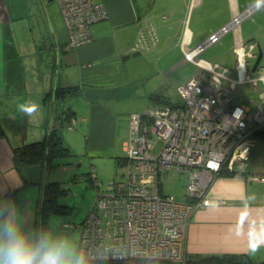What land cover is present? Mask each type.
<instances>
[{
	"label": "crops",
	"instance_id": "1",
	"mask_svg": "<svg viewBox=\"0 0 264 264\" xmlns=\"http://www.w3.org/2000/svg\"><path fill=\"white\" fill-rule=\"evenodd\" d=\"M95 1L104 4L108 18L91 27L90 43L70 50V32L56 0H0V197L16 200L32 227L39 221L45 186H63L49 181V170L74 166L54 161L19 170L14 148L47 140L62 118L67 125L64 144L89 160L84 167L90 172L80 180L90 174L97 193L102 183L96 166L127 156L130 116L154 105L178 107L173 103L180 96L178 88L199 72L186 62L185 51L198 48L258 0ZM242 26L230 37L234 49L239 41L255 40L254 32ZM150 28L157 34V44L137 53L140 33ZM217 45L226 61L227 36ZM206 52L200 55L202 60ZM69 89L79 91L57 97L58 90ZM154 96L163 102L152 101ZM30 102L38 104L39 111L25 117L18 106ZM139 104L147 107L140 109ZM258 142L257 138L251 149V163L260 156L253 150ZM254 175L264 178V166L253 171L241 167L235 176L210 185L206 195L210 204L198 209L189 224L187 258L246 255L256 264L264 263V184L251 180ZM186 194L187 189L183 199Z\"/></svg>",
	"mask_w": 264,
	"mask_h": 264
},
{
	"label": "built area",
	"instance_id": "2",
	"mask_svg": "<svg viewBox=\"0 0 264 264\" xmlns=\"http://www.w3.org/2000/svg\"><path fill=\"white\" fill-rule=\"evenodd\" d=\"M68 26L74 50L92 40L91 27L108 18L104 4L95 0H56ZM264 8L258 0L234 16L203 44L185 51L197 75L178 88L182 103L154 105L130 116V139L125 173L107 191L99 190L94 207L80 226V246L106 259L95 263L152 261L185 264L187 232L195 212L210 204L206 195L222 171L234 172L249 163L256 135L264 130V67L258 68L259 43L239 41L233 71L201 59V54ZM137 53L157 44L150 28L140 33ZM258 73V78L252 75ZM251 86L257 99L244 100L240 86ZM248 104H246V103ZM170 173L188 177L186 198L178 200L163 190ZM251 180L264 184V178Z\"/></svg>",
	"mask_w": 264,
	"mask_h": 264
},
{
	"label": "rangeland",
	"instance_id": "3",
	"mask_svg": "<svg viewBox=\"0 0 264 264\" xmlns=\"http://www.w3.org/2000/svg\"><path fill=\"white\" fill-rule=\"evenodd\" d=\"M242 29H248L254 32L256 36L255 40L258 41L262 47L260 65L264 66V8L258 11L254 16V19L247 20L242 26ZM231 35L232 34L227 36L229 58L226 61L224 60V55H222L218 45L209 49L202 58L210 63H220L222 65L226 64V66H230V70L234 72L232 77L235 78L236 66L233 54L234 43L231 41ZM255 62L256 61L253 63ZM252 77L258 78V73H254ZM239 90L242 92V99H257V93L254 92L251 86H240ZM182 102L181 96L173 100V103L176 105L181 104ZM138 107H140V109L143 108L144 110L147 106L139 104ZM255 146L256 147L253 149L254 153H260V156H257L253 160V163H247V169L251 171L264 166V140L259 139V142ZM120 157L125 158L126 156L125 154H122ZM120 157H115L112 162L108 161V166H96V169L100 173L99 181L102 183L101 191H107L113 182H120L122 180L125 168L118 167L116 164V159ZM85 158L83 159V156H78L74 153L72 158L65 160L68 163V165L66 164L67 166H74V168L60 170L56 168V170H49L50 173H48V176L50 177L49 181H60V183L63 184L66 193H62L59 199V204L61 207H64L62 208L64 212L62 214H50L46 228L73 237L79 245L82 237L80 226L94 207V202L98 194L91 182L80 180L81 175H84L85 172H90L89 167H84L89 161L87 157ZM79 164H83L84 168L82 166L77 168ZM52 168H54V166H52ZM74 180L76 181L74 182ZM187 182L188 177L184 174L170 173L165 177L163 190H165L166 194H171L178 200H182L186 193Z\"/></svg>",
	"mask_w": 264,
	"mask_h": 264
},
{
	"label": "clouds",
	"instance_id": "4",
	"mask_svg": "<svg viewBox=\"0 0 264 264\" xmlns=\"http://www.w3.org/2000/svg\"><path fill=\"white\" fill-rule=\"evenodd\" d=\"M32 117L39 105H19ZM106 259L83 247L71 236L28 225L23 208L11 196L0 197V264H95Z\"/></svg>",
	"mask_w": 264,
	"mask_h": 264
},
{
	"label": "trees",
	"instance_id": "5",
	"mask_svg": "<svg viewBox=\"0 0 264 264\" xmlns=\"http://www.w3.org/2000/svg\"><path fill=\"white\" fill-rule=\"evenodd\" d=\"M262 56L259 57L257 61V65L260 66V60ZM258 67V66H257ZM73 90V91H71ZM75 90V91H74ZM79 90L77 89H69V90H58L57 91V97H66L67 95H75L78 93ZM162 101L161 97L154 96L152 98V101ZM163 102V101H162ZM72 117V116H71ZM62 119V118H61ZM60 119V121H61ZM58 121V126H53L51 131L49 132V136L47 140L45 141H37L32 144H25L23 147L20 148H14V161L19 168H24L26 166H36V165H42V166H48L52 164L54 161H61L62 165H68V163L65 161L67 159L72 158L73 153L71 150L64 144L63 141V130L66 129L67 125L64 123H61ZM63 122H67V120H63ZM256 137L259 139L264 140V130H261L258 132ZM127 162V156L125 158H117L116 164L118 167L123 166ZM66 165V166H67ZM218 178H229L230 176H235L234 172H228V171H222L221 173L217 174ZM76 180H74L75 182ZM84 181H91L90 180V174L85 175ZM62 193H66L63 186L59 183H49V185H46L44 188V192L42 194V199L39 202V210H38V223L36 227L38 228H46L47 227V221L48 217L52 213H60L62 214L64 211L59 204V199L61 197ZM185 264H256L252 261L251 258L248 256H209V257H191L187 258L185 260ZM95 264H169V263H158V262H152V261H130L125 263H118V262H101V263H95ZM174 264V263H173ZM258 264H264L263 262H260Z\"/></svg>",
	"mask_w": 264,
	"mask_h": 264
}]
</instances>
